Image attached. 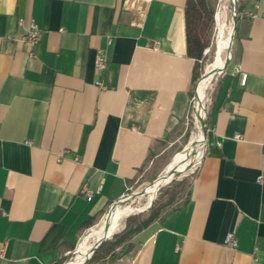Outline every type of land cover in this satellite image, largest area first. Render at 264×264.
Wrapping results in <instances>:
<instances>
[{
    "label": "crops",
    "instance_id": "crops-1",
    "mask_svg": "<svg viewBox=\"0 0 264 264\" xmlns=\"http://www.w3.org/2000/svg\"><path fill=\"white\" fill-rule=\"evenodd\" d=\"M122 1L0 0V264L68 255L188 111L186 0ZM237 18L187 196L112 264H264V17Z\"/></svg>",
    "mask_w": 264,
    "mask_h": 264
},
{
    "label": "rangeland",
    "instance_id": "rangeland-1",
    "mask_svg": "<svg viewBox=\"0 0 264 264\" xmlns=\"http://www.w3.org/2000/svg\"><path fill=\"white\" fill-rule=\"evenodd\" d=\"M242 1L243 0H236L237 8L239 6H241ZM220 2H221L220 0H212V2H210V4L215 9L213 29L210 33L209 46H207L204 49L203 58L199 59V62L201 63V66H202V73L199 77L200 79L202 78L201 76L203 74H205V72L208 71L209 66L212 63H214L213 62L214 57H215V55H217V51H218V48H217L218 27L216 24L215 14L218 10ZM233 3H235V1L232 3H230V2L225 3V6H226L225 7V13L226 14L222 17V19L224 18L223 24H224V27L226 30L225 31L226 36L229 35V34L227 35V30H229V26L231 24L232 9H233L232 4ZM236 19H237L236 21H238V18H236ZM227 54H228V52L225 51L224 55H223V60L226 58ZM226 69H227V66L223 70H221L219 72V74L215 75L212 78V80L210 81L205 92H204V90L202 92L201 99H200L201 101H200V109H199L200 112L199 113H200V116H202L203 121L207 118V112H208L209 107L211 105L213 95L217 89L219 80L225 74ZM200 79L198 81H196L192 87V94L190 96L189 108H188L186 115L180 121L177 128L169 134L168 138L164 141H161L160 146L155 151H153L151 153L146 164L139 170L136 178L129 183L127 189L122 194L121 203L117 204L116 206H114L110 210V213H111V212L120 211L124 208L126 209V211H130L133 208L139 209L138 211L130 212V213L124 215L123 217L119 218L118 221L116 222L114 229L111 232L112 234L110 235L109 238H111L114 233H118L124 228V222L128 216L133 215V214H139V213L145 215L149 209V207H147L148 205H146L147 202L150 201V199L153 195H155L154 199H156V197L159 195V193L173 179L176 181H179V180L185 178L187 182H186V186H185L184 190L182 192H180L179 195L176 197L174 204L168 206L166 208V210H169V209L173 208L174 206L179 205L181 203L182 199L185 197V193L188 189L189 181H190L193 173L195 172L197 164H198L200 157L202 155V148H203L202 144H199V145L195 146L193 150H190L189 149L190 144L188 145L192 134L195 132L194 103L196 101V96L199 93L198 92L199 91L198 85H199ZM206 125L208 128L207 122H206ZM181 153L184 154V158H183V160H181L180 166L177 169V172L173 175L172 180L169 182H166V181L161 182L158 185L155 192L152 195H150L149 190H151L153 187H155V185H157L159 183L158 182L159 177L168 169L169 165L172 162L176 161L177 156ZM181 155H180V158H181ZM140 190H142L143 193L136 195V196H133V197L131 196V194L139 192ZM110 205H108L106 212H108ZM104 214L86 232H84L81 235L79 243L76 245L73 253L64 262V264L65 263L67 264L68 262L72 261L75 258L76 252H77L79 246L84 251L90 250V248L95 243L94 239H96V237H95L94 233L97 232V230H98L99 222L101 221V219H105L107 217V216H105L106 214L105 215ZM113 216H114L113 214L110 215V219H113ZM133 239H135V238H133ZM133 239H132V241H133V247H134V245H135L134 241L135 240H133ZM126 245L127 244H124V246H126ZM105 264H109V263L106 262Z\"/></svg>",
    "mask_w": 264,
    "mask_h": 264
},
{
    "label": "trees",
    "instance_id": "trees-1",
    "mask_svg": "<svg viewBox=\"0 0 264 264\" xmlns=\"http://www.w3.org/2000/svg\"><path fill=\"white\" fill-rule=\"evenodd\" d=\"M240 10L241 6L237 8V13ZM214 13L215 9L208 0H186L185 2L184 31L186 54L196 60L193 67V82L202 73L199 59L203 58V51L210 43ZM186 182L185 178L179 181L173 179L154 199L145 215L139 213L128 216L124 222V228L120 232L114 233L111 238L103 241L84 264H105L106 262L112 264L122 255L128 253L133 248V237L153 221L161 219L170 210H166V208L174 204L176 197L184 190ZM187 194L188 189L185 197ZM92 224H94V221L89 223L88 226ZM124 244L127 245L124 246ZM74 249L75 246L72 247L68 255L61 256L54 264H64Z\"/></svg>",
    "mask_w": 264,
    "mask_h": 264
},
{
    "label": "bare ground",
    "instance_id": "bare-ground-1",
    "mask_svg": "<svg viewBox=\"0 0 264 264\" xmlns=\"http://www.w3.org/2000/svg\"><path fill=\"white\" fill-rule=\"evenodd\" d=\"M220 1H221L220 5H219L218 10H217V12L215 14L216 24H217V27H218V40H217L218 51H217V55H215V57H214V61H213L214 63H212L209 66L208 71L206 70L207 72H205V74L202 75V78L200 79V82H199V85H198L199 86V91H198L199 93L197 94L196 101L194 103L195 132L192 134V136H191V138L189 140V143H188V145L190 144V146H189L190 150H193L194 147L199 145V144H202V146H203V134H202V122H203V120H202V116H200V113H199L200 112L199 111V109H200V101H201L200 99H201L202 92H203V90L205 92V90L208 87V85H209L210 81L212 80V78L222 70L225 59L227 57H230V46H231V43H232L231 41H232V34H233V28H234L233 9H232L231 24L229 26V30H227V35L229 34L228 36H226V32H225L226 30H225V27H224V24H223V19L224 18L222 19V17L226 14L225 13V7H226L225 3L226 2L232 3L234 1L236 3V0H220ZM235 3L232 4V8H233V5ZM225 51H227L228 54H227L226 58L223 60V55H224ZM181 154H179L177 156L176 161L172 162L169 165L168 169L159 177V180H158L159 183L157 185H155V187H153L151 190H149L150 195H152L155 192V190L157 189L158 185L161 182L167 181L169 179L170 176H168V174L171 171H177V169L180 166L181 160H183V158H184V154H182V155ZM180 155H181V158H180ZM154 197H155V195H153L151 197L150 201ZM120 200H122V199L120 198ZM150 201H148L146 205H148ZM116 205H114V206H116ZM138 210L139 209H134L133 208L130 211H126V209L124 208V209H122L120 211H116L115 210L116 212L107 213L105 215L107 217L105 219H101V221L98 224V230H97V232L94 233L95 237H96V239H94L95 242L97 240L101 239L104 236V232H105L106 227H108L109 232H112V230L114 229V226H115V224H116V222L118 221L119 218L123 217L124 215H126V214H128L130 212L138 211ZM112 214L114 215L113 219H110V215H112ZM91 248H90V250H91ZM90 250L89 251L88 250L84 251L79 246V248H78V250L76 252L75 258L72 261L68 262L67 264H81L82 262H84V260L89 255Z\"/></svg>",
    "mask_w": 264,
    "mask_h": 264
},
{
    "label": "built area",
    "instance_id": "built-area-1",
    "mask_svg": "<svg viewBox=\"0 0 264 264\" xmlns=\"http://www.w3.org/2000/svg\"><path fill=\"white\" fill-rule=\"evenodd\" d=\"M140 3H141V0H123L122 1L123 7L127 8V9H136L137 8L139 10L140 9L139 8ZM238 15L243 16V17H250V18H256L258 16L264 17V13L261 14L259 12V4L258 3L254 4L253 10H242L238 13ZM23 22H24V19H22V18L19 19L20 24H23ZM40 36H41L40 28L38 27V25L34 21L30 20L28 22V25H27L25 32L19 38V41L30 49L39 41ZM109 43H110V40L108 39V44ZM29 55H32V53L29 52ZM94 64H95L97 71H102L106 68L107 58H106L105 53L102 50H99L97 52V54L95 56ZM245 80H246V74L242 72L241 77H240L241 84H244ZM96 84L98 85L99 89H105L106 88V85H104L101 81H96ZM235 138L239 139L240 135L236 134ZM200 160H199V162H200ZM199 162L197 164V167L199 165ZM197 167H196V169H197ZM83 191L86 193L88 198L91 197L92 193H91L90 189H88L87 187H83ZM224 244L229 248H236L237 240H236V237H235V234L233 231H229L226 233V235L224 237ZM253 264H257L256 259H253Z\"/></svg>",
    "mask_w": 264,
    "mask_h": 264
},
{
    "label": "water",
    "instance_id": "water-1",
    "mask_svg": "<svg viewBox=\"0 0 264 264\" xmlns=\"http://www.w3.org/2000/svg\"><path fill=\"white\" fill-rule=\"evenodd\" d=\"M236 18H237V6H236V3H235V4L233 5V21H234V28H233L232 40H233V37H234V31H235L236 20H237ZM230 50H231V47H230ZM230 58H231V56H230V57H227V58L225 59L222 70L228 65V63H229V61H230ZM218 74H219V73H218ZM216 75H217V74H216ZM206 119H207V118H206ZM206 119L202 122V134H203L204 137H206V131H207V125H206L207 120H206ZM176 172H177V171H171V172L168 174V176H170V177H169V179H168L166 182L171 181L172 178H173V175H174ZM166 182H165V183H166ZM141 193H143L142 190H140L139 192H136V193L131 194V196L133 197V196L139 195V194H141ZM121 196H122V195H121ZM121 196L118 197L117 199H115V200L112 202V204L110 205V208H109L108 212H106L105 214L109 213L110 210L112 209V207H113L114 205L121 203V200H120ZM154 198H155V197H154ZM154 198L149 202V204H148L147 207H150V206H151V204H152ZM105 214H104V215H105ZM111 234H112V233L109 232L108 227H106L105 232H104V236H103L101 239L97 240V241L93 244V246H92V248H91V250H90L89 255L87 256V258L84 260V262H83L82 264H84V263L90 258V256L92 255L93 251H94V250H95V249H96V248H97V247H98L103 241H105L106 239H108V238L110 237Z\"/></svg>",
    "mask_w": 264,
    "mask_h": 264
}]
</instances>
